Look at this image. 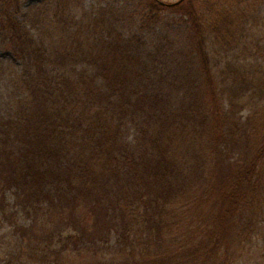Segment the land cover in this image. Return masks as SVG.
<instances>
[{
    "label": "trees",
    "instance_id": "trees-1",
    "mask_svg": "<svg viewBox=\"0 0 264 264\" xmlns=\"http://www.w3.org/2000/svg\"><path fill=\"white\" fill-rule=\"evenodd\" d=\"M135 1L150 21L180 13V44L162 36L145 56L104 12L84 20L56 0L51 48L17 0L2 6L27 92L0 119L5 264H65L116 227L99 264H264L262 2Z\"/></svg>",
    "mask_w": 264,
    "mask_h": 264
},
{
    "label": "rangeland",
    "instance_id": "rangeland-1",
    "mask_svg": "<svg viewBox=\"0 0 264 264\" xmlns=\"http://www.w3.org/2000/svg\"><path fill=\"white\" fill-rule=\"evenodd\" d=\"M163 1L170 3L178 0ZM199 1L192 0L197 2V5ZM7 2L8 0L0 1V12ZM17 2L20 9L15 13V17L31 31L35 38L51 48L58 44L63 34V26L58 23L53 8L56 0H17ZM261 2V8L264 10V0ZM74 5L77 8L74 14L84 20L104 12L107 20L115 22L126 40H131L132 46L140 48L145 56L155 51V45L162 36H169L171 40L176 38L177 44H180L185 35L181 33L186 24L182 21L180 13L170 9L161 11L157 21H150L147 10H138L141 7H137L138 3L135 0H74ZM11 11L15 9L12 8ZM178 34L179 36L176 37ZM163 66L161 63L159 68L162 69ZM25 89L23 61L13 52L0 25V119L10 118L16 113L21 101L27 96ZM123 136L127 141L134 142L136 129L131 121L125 125ZM8 199L11 203L14 202V195L11 192L8 193ZM16 220L25 226L32 221L31 217L22 210H18ZM9 229L10 226L6 225L2 232L9 234ZM118 233V227L112 229L105 237L104 245L101 244L102 242L96 247L83 244L79 255L77 256L75 249L76 255L70 254L65 264H99V258H108L107 248L116 243ZM83 241L90 242L88 238H84ZM0 261L2 264L6 262L1 253Z\"/></svg>",
    "mask_w": 264,
    "mask_h": 264
},
{
    "label": "water",
    "instance_id": "water-1",
    "mask_svg": "<svg viewBox=\"0 0 264 264\" xmlns=\"http://www.w3.org/2000/svg\"><path fill=\"white\" fill-rule=\"evenodd\" d=\"M161 4H166L165 2H163V1H160V0H158ZM183 0H178L177 2H174V3H172L171 5H174V4H178V3H181Z\"/></svg>",
    "mask_w": 264,
    "mask_h": 264
}]
</instances>
